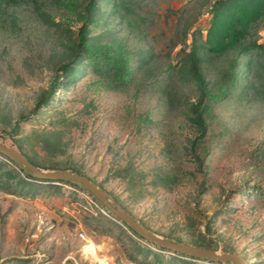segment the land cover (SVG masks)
Listing matches in <instances>:
<instances>
[{
	"label": "rangeland",
	"instance_id": "1",
	"mask_svg": "<svg viewBox=\"0 0 264 264\" xmlns=\"http://www.w3.org/2000/svg\"><path fill=\"white\" fill-rule=\"evenodd\" d=\"M214 1L100 0L90 17L86 0L4 2L0 141L44 169L89 176L156 234L264 264V52L239 56L235 68L237 52L204 48ZM82 35L127 54L133 80L86 69L74 55ZM194 37L219 98L202 137L190 111ZM248 38L264 42V20ZM230 70L239 78L223 95ZM0 264L232 263L162 250L87 191L33 181L0 155Z\"/></svg>",
	"mask_w": 264,
	"mask_h": 264
},
{
	"label": "trees",
	"instance_id": "2",
	"mask_svg": "<svg viewBox=\"0 0 264 264\" xmlns=\"http://www.w3.org/2000/svg\"><path fill=\"white\" fill-rule=\"evenodd\" d=\"M15 1L16 0H0V6L4 2L15 3ZM99 2L100 0H86L85 3H82L81 10L83 11V13H86V15L90 17L92 16V13L100 9ZM210 14V23L207 28L206 38L203 44L204 48H206L208 52L216 55H224L234 51L237 52V55L231 60V66L235 68H239L240 66L239 56L241 57L242 55H252V53L257 51L259 53L264 52V42L249 40L248 38L251 34L253 26L258 22L264 20V0H215L211 5ZM193 41L194 44L190 52V72L198 87L199 98L198 100L190 103V111L192 120L198 125L202 137L206 134L205 115L209 111V106L212 102V99H217L218 96L212 94L208 89L206 79L200 68V58L198 55V46L195 44V37ZM74 55L75 57L80 56L85 60L86 69L93 70L101 76L105 74H111L112 77L120 80L122 86L127 85L133 80L134 71L130 63V57L127 54H124L123 52L104 50L102 48H94L91 42L88 39L84 38L83 35L80 36V41L76 45ZM247 64L249 65L250 62H247ZM71 69L74 68H70L69 70H67V73H76V69ZM225 78H228V80L226 81L227 87L225 89L222 88V91L224 93L223 95H225L228 90L231 89L233 85H235V83L238 81L239 74L237 71L234 72L233 70H230V72L225 73ZM57 84L58 80L56 77L51 84L50 94L43 101V103L47 104L49 100H55L56 96L54 94L57 89ZM19 130L20 126L19 124H16V126H14L13 128V132L11 131V135H15L17 132H19ZM18 148V150L24 152L21 147ZM0 155L17 166L27 178L36 182H48V184L52 183L51 181L40 180L33 177L21 165L10 159L6 154L0 152ZM27 156L33 163L37 164L31 159L29 155ZM60 182L71 184L87 191L78 183L70 181ZM88 193L92 195L90 192ZM93 198L101 205V207L106 212L113 215V213L109 211L98 199H96L94 196ZM130 230L136 236L142 238L132 229ZM153 245L162 250H167L156 244ZM174 253L180 256L190 257L178 252ZM210 261L217 262L214 260Z\"/></svg>",
	"mask_w": 264,
	"mask_h": 264
},
{
	"label": "water",
	"instance_id": "3",
	"mask_svg": "<svg viewBox=\"0 0 264 264\" xmlns=\"http://www.w3.org/2000/svg\"><path fill=\"white\" fill-rule=\"evenodd\" d=\"M0 152L6 154L10 159L21 165L35 178L55 183L60 181H70L80 184L96 199H98L109 211L120 218V220L130 229L152 244H156L167 250L185 254L190 257L207 258L223 263L248 264L245 258L236 252H220L215 249L199 247L156 234L131 212H129L108 190L100 187L85 174L68 169H44L33 163L24 152L8 146L1 141Z\"/></svg>",
	"mask_w": 264,
	"mask_h": 264
},
{
	"label": "built area",
	"instance_id": "4",
	"mask_svg": "<svg viewBox=\"0 0 264 264\" xmlns=\"http://www.w3.org/2000/svg\"><path fill=\"white\" fill-rule=\"evenodd\" d=\"M102 210L104 211V209L102 208Z\"/></svg>",
	"mask_w": 264,
	"mask_h": 264
}]
</instances>
